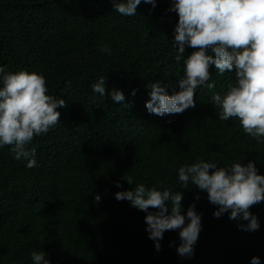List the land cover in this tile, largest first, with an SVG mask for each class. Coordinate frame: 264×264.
Wrapping results in <instances>:
<instances>
[{
    "label": "trees",
    "instance_id": "1",
    "mask_svg": "<svg viewBox=\"0 0 264 264\" xmlns=\"http://www.w3.org/2000/svg\"><path fill=\"white\" fill-rule=\"evenodd\" d=\"M172 3L156 0L153 8L141 0L126 17L111 0H0L4 74H40L46 94L67 105L57 109L59 123L26 145L35 167L0 146V264H33L39 251L50 264H251L252 257L264 264V201L249 209L259 229L244 231L238 225L247 221L214 217L207 193L191 183L183 190L178 180L180 167L200 160L224 168L251 160L264 175V137L246 134L238 118L220 120L211 99L235 83V72L211 66L207 83L215 87L198 88L195 107L183 113L157 116L145 107L151 83L170 96L179 91L184 60L196 50L186 48L176 62ZM101 77L103 97L91 87ZM113 90L128 108L113 101ZM139 184L181 190L182 214L195 203L202 227L190 258L176 252L179 230L166 231L157 251L147 213L115 199Z\"/></svg>",
    "mask_w": 264,
    "mask_h": 264
},
{
    "label": "clouds",
    "instance_id": "2",
    "mask_svg": "<svg viewBox=\"0 0 264 264\" xmlns=\"http://www.w3.org/2000/svg\"><path fill=\"white\" fill-rule=\"evenodd\" d=\"M143 2L156 7V0ZM111 3L116 12L130 17L137 14L141 0H111ZM169 10L178 14L173 45L176 62L183 59L186 48L196 50L184 60L185 74L179 79V91L170 96L159 81L149 84L150 99L145 104L148 112L164 116L195 107L196 90L205 85L210 90L215 87V83H207L211 79L209 69L214 65L220 74L234 71L236 77L226 93L211 98L220 109L219 119L238 118L243 131L259 142L264 137V0H173ZM101 51L107 52L108 48L105 46ZM0 74H3L0 146H12L15 159L26 160V166L33 168L35 150H26V145L34 136L47 133L60 122L57 109L66 108V102L46 94V81L40 74L23 70L4 74L3 67ZM91 87L94 93L105 96V77ZM111 97L115 103L129 107L121 91L113 90ZM178 180L183 190L191 183L193 188L207 193L208 201L217 206L214 217L228 213L230 220L248 222L238 225L241 230L259 229L258 218L249 211L264 201V175L258 174L255 162L234 163L224 168L200 160L180 167ZM127 183L132 185L131 178ZM116 186L122 187L119 182ZM183 198L181 190L161 191L144 184L115 193L117 201L126 200L131 207L147 213L146 231L157 251L161 250L160 241L166 231L179 230L181 242L176 252L180 257L190 258L201 231V215L196 212L195 203L182 214ZM100 199L95 196L96 202ZM31 256L33 264H50L43 251ZM251 264H260L259 258L252 257Z\"/></svg>",
    "mask_w": 264,
    "mask_h": 264
}]
</instances>
